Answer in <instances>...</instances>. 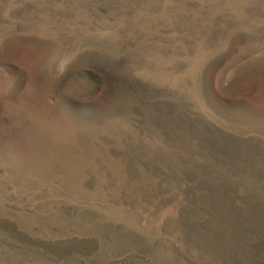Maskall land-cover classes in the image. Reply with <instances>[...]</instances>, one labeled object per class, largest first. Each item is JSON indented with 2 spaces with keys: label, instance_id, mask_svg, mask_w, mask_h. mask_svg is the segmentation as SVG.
Wrapping results in <instances>:
<instances>
[{
  "label": "rangeland",
  "instance_id": "obj_1",
  "mask_svg": "<svg viewBox=\"0 0 264 264\" xmlns=\"http://www.w3.org/2000/svg\"><path fill=\"white\" fill-rule=\"evenodd\" d=\"M263 256L264 0H0V264Z\"/></svg>",
  "mask_w": 264,
  "mask_h": 264
},
{
  "label": "trees",
  "instance_id": "obj_2",
  "mask_svg": "<svg viewBox=\"0 0 264 264\" xmlns=\"http://www.w3.org/2000/svg\"><path fill=\"white\" fill-rule=\"evenodd\" d=\"M260 238H261V236H260ZM258 251H259V250H258ZM258 251H257V252H258ZM256 254H257V253H256ZM263 257H264V256H263ZM263 260H264V259H263Z\"/></svg>",
  "mask_w": 264,
  "mask_h": 264
}]
</instances>
